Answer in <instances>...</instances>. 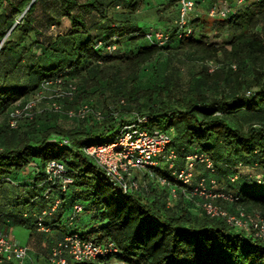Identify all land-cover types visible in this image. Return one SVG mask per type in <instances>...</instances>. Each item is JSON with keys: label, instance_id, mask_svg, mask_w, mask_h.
I'll use <instances>...</instances> for the list:
<instances>
[{"label": "trees", "instance_id": "16d2710c", "mask_svg": "<svg viewBox=\"0 0 264 264\" xmlns=\"http://www.w3.org/2000/svg\"><path fill=\"white\" fill-rule=\"evenodd\" d=\"M160 1L0 0V232L24 224L37 246L51 240L49 264L52 248L70 233L116 249L68 264H264V239L208 215L203 197L179 191L168 204L171 187L147 174L139 176L141 192L124 191L83 150L147 116L151 129L171 135L179 165L195 152L210 158V167L195 163L191 186L204 177L211 187L215 179L213 190L232 199L214 202L230 213L264 215V0H194L190 35L179 30V0ZM223 1L229 13L210 15ZM171 6L176 18L168 24L159 14L154 27L142 11ZM152 29L167 33L166 42L149 39ZM173 58L189 62L185 79L160 70L180 71ZM55 86L68 91L65 110L18 120L17 110ZM84 105L83 116L67 114ZM50 160L72 179L66 188L46 172ZM157 170L172 179L165 165Z\"/></svg>", "mask_w": 264, "mask_h": 264}, {"label": "built area", "instance_id": "2783aa9c", "mask_svg": "<svg viewBox=\"0 0 264 264\" xmlns=\"http://www.w3.org/2000/svg\"><path fill=\"white\" fill-rule=\"evenodd\" d=\"M242 3L243 0H237L238 5ZM179 4V30L181 35H190L193 29L187 26V15L189 11L194 9L195 2L194 0H179ZM230 10L231 6L226 1H223V3L214 4L210 8L209 14L212 16H226ZM146 35L151 40L155 39L159 44L166 42L169 37L167 33L156 29L150 30ZM212 68H214V65L210 66V69ZM67 93L68 91L64 89L63 94L66 95ZM33 101L32 99L25 108L29 110L33 105ZM54 110L63 111L61 105L56 103ZM87 111L88 106L84 105L78 111L68 110L67 114L70 116L76 114L83 116ZM17 112L19 111L17 110ZM147 123V116H139L137 119L123 124L113 140L88 144L83 147V150L104 169L108 180L117 188L139 193L145 186V182L139 176L147 174L150 177H156L160 183L168 184L171 187V199L168 204L173 202L179 191L198 195L204 198V201L199 202V204L202 205L208 215L223 217L231 225L253 232L255 236L264 239V215L260 211L251 213L241 208L236 213H230L227 209L214 202L213 197L232 199V197L223 192L213 190L216 184L215 179L211 180V187H208L204 177L191 186L197 161L201 160L206 162L208 167L212 166V162L206 154L198 152L188 154L184 162L179 165L180 157L177 150L171 146V135L159 128L151 129ZM64 142H67V139H64ZM162 164L171 170L172 179L159 174L157 169ZM46 172L51 178L62 177L63 188L72 183L70 177L62 175L64 166L58 160L48 161ZM59 202V199H56L52 206L42 210L38 217V225H43L45 216L51 215ZM75 208L77 211H81L82 205L76 204ZM115 249L112 241L96 242L92 239H84L77 233H70L52 248L50 264H68L69 259L74 261H94ZM27 253L28 247L26 245L11 238L7 233L0 232V257L2 259H17L22 262Z\"/></svg>", "mask_w": 264, "mask_h": 264}, {"label": "crops", "instance_id": "0c3cea01", "mask_svg": "<svg viewBox=\"0 0 264 264\" xmlns=\"http://www.w3.org/2000/svg\"><path fill=\"white\" fill-rule=\"evenodd\" d=\"M151 1L154 2V4H156L157 1H158L157 3H161L160 0H151ZM152 2H150V3L153 4ZM117 9H121V8H117ZM154 9L156 10V7H154L152 10H149V9L142 10L143 13L146 14V16H148L147 18L145 17V19L149 20V23L152 25V27H154L156 25L155 23H159V22H157L158 15L162 14V13L164 14V12H162V11L159 13L154 12ZM167 10H169V9H167ZM160 21L166 22L168 24L171 23L170 19L169 20L164 19L163 17L161 18ZM21 228H23L24 230H22ZM61 228L63 229L62 226H61ZM6 232L11 238H14V239L18 240L21 244L26 245L28 247V253H27V256L22 260V262L18 261L17 259L6 260V259H2L0 257V264H13V263H18V264H49V261H48V249H49V247H48V245H50L51 240L43 239V241H42L43 246L42 245L37 246L36 235L31 234V229L24 224H7ZM19 234L21 235L22 239H25L24 242H22V240L19 239V237H18ZM115 260H117V259H115ZM117 261H119V260H117ZM119 262L121 264H126L122 261H119Z\"/></svg>", "mask_w": 264, "mask_h": 264}, {"label": "rangeland", "instance_id": "374dc122", "mask_svg": "<svg viewBox=\"0 0 264 264\" xmlns=\"http://www.w3.org/2000/svg\"><path fill=\"white\" fill-rule=\"evenodd\" d=\"M168 9L169 10H167V12L164 13L163 18L169 20V19H171L170 17H172L173 15L174 16L176 15L175 14L176 13V8H175V6H171ZM203 12L204 11L201 10V13H203ZM174 16L172 17V19L176 18V16L175 17ZM209 17L211 18L212 16H209ZM187 63H189V62H185V61L183 62L180 59L173 58V64L175 66H180L181 67V68H179L180 71L176 70V68H174L173 66H171V70H169V68L168 69L165 68V67L163 68L162 66H159V67H160V70L162 71L163 74L165 73V70H166L169 73V75H174V76H177V77H181V79H185L186 76H187V73L189 74L188 64ZM214 68L210 69V71H213ZM153 73H154V71H153ZM145 77L148 78V76H145ZM145 81H147V80L145 79ZM63 92H64V89H62L60 87H57V86L52 87L51 89L50 88L45 89L44 92H41L39 95H37L36 97L33 98V100H34L33 101V105H32V107L29 110L28 109L27 110L26 109L19 110V112H18L19 115L17 116L18 120H21L20 116H25V115H30L31 118H33L36 114H38L40 112H43V111H45L47 109L54 108L55 103L58 104V105H61L62 109L65 110L63 104L66 105V102L63 101V99H64L63 98L64 97ZM60 94H62V95L59 97V99H57V96H59ZM69 118H73V117H69ZM63 119H64L65 123H70V119L65 118V117H63ZM1 120H2V117H0V121ZM162 166H163V164H162ZM213 199H215V198L213 197ZM21 229L24 230L23 228H21ZM18 237H19V239L22 240V242L25 241V239L21 238L20 234L18 235ZM111 262H110V264H121L119 261H117L115 259L112 260Z\"/></svg>", "mask_w": 264, "mask_h": 264}]
</instances>
